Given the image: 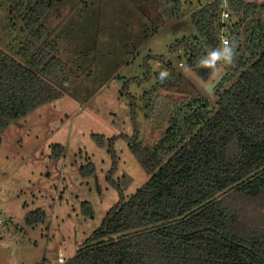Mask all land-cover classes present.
<instances>
[{"label": "trees", "instance_id": "16d2710c", "mask_svg": "<svg viewBox=\"0 0 264 264\" xmlns=\"http://www.w3.org/2000/svg\"><path fill=\"white\" fill-rule=\"evenodd\" d=\"M52 1L2 2L19 17L23 39L15 56L0 48V130L62 94L47 79L62 66L44 23ZM224 2L206 0L190 15L195 33L169 47H182L185 62L198 66L222 36L237 44L214 104L195 93L176 103L149 148L137 129L124 136L149 177L127 198L119 190L65 264H264V1ZM164 5L170 17L182 2ZM130 101L134 108L135 96ZM83 207L91 212L89 202ZM44 218L42 209L25 215L29 225Z\"/></svg>", "mask_w": 264, "mask_h": 264}, {"label": "rangeland", "instance_id": "374dc122", "mask_svg": "<svg viewBox=\"0 0 264 264\" xmlns=\"http://www.w3.org/2000/svg\"><path fill=\"white\" fill-rule=\"evenodd\" d=\"M2 2L0 48L15 56L21 21ZM165 2H51L44 23L62 66L47 79L62 94L0 130V264H65L119 190L127 198L149 177L124 136L137 129V141L149 148L176 103L195 93L214 104L217 84L211 92L204 88L209 70L192 66L196 83L178 67L185 63L182 47L169 50L195 33L190 15L206 0H181L170 17ZM156 65L170 72L169 80H157ZM36 209L45 218L29 225L25 215Z\"/></svg>", "mask_w": 264, "mask_h": 264}, {"label": "clouds", "instance_id": "9594fccd", "mask_svg": "<svg viewBox=\"0 0 264 264\" xmlns=\"http://www.w3.org/2000/svg\"><path fill=\"white\" fill-rule=\"evenodd\" d=\"M224 7L227 8V2L225 0ZM221 20L224 22H228L229 20V12L225 11L221 13ZM237 44L227 38L224 37L221 39L220 44L214 48H210L206 50V54L203 55L198 60V65L202 68L209 70L210 73V82L217 81L218 77H222L226 70L233 66L237 56ZM179 69L185 74V76L189 79L196 78L194 82L200 83L199 74L196 69L192 66L188 65L186 62L178 65ZM157 71V80L160 83H164L165 81L170 79V72L162 68L160 65H156ZM206 85H204L205 87ZM60 264H64L63 259H61Z\"/></svg>", "mask_w": 264, "mask_h": 264}, {"label": "water", "instance_id": "95a60500", "mask_svg": "<svg viewBox=\"0 0 264 264\" xmlns=\"http://www.w3.org/2000/svg\"><path fill=\"white\" fill-rule=\"evenodd\" d=\"M222 77H218L217 81L215 82H207L204 85H206L204 88L207 92H211L213 87L221 80Z\"/></svg>", "mask_w": 264, "mask_h": 264}, {"label": "built area", "instance_id": "2783aa9c", "mask_svg": "<svg viewBox=\"0 0 264 264\" xmlns=\"http://www.w3.org/2000/svg\"><path fill=\"white\" fill-rule=\"evenodd\" d=\"M223 12H225V11H223ZM224 37H227V36H222V38H224ZM222 38H221V39H222ZM227 38H228V37H227ZM0 222H1V219H0Z\"/></svg>", "mask_w": 264, "mask_h": 264}]
</instances>
